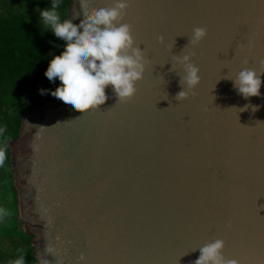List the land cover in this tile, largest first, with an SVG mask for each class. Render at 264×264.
Instances as JSON below:
<instances>
[{
  "label": "water",
  "instance_id": "water-1",
  "mask_svg": "<svg viewBox=\"0 0 264 264\" xmlns=\"http://www.w3.org/2000/svg\"><path fill=\"white\" fill-rule=\"evenodd\" d=\"M113 4L72 0L69 19ZM122 22L147 61L133 100L108 89L86 115L46 100L11 145L36 259L193 264L220 239L226 259L264 264V84L245 100L230 80L243 68L264 74V0H130ZM198 27L207 36L193 47ZM183 55L201 84L177 102Z\"/></svg>",
  "mask_w": 264,
  "mask_h": 264
},
{
  "label": "clouds",
  "instance_id": "clouds-1",
  "mask_svg": "<svg viewBox=\"0 0 264 264\" xmlns=\"http://www.w3.org/2000/svg\"><path fill=\"white\" fill-rule=\"evenodd\" d=\"M60 0H51V6L37 8L39 22L45 32L64 42L60 55L48 62L44 76L50 82H59L54 91L41 89L40 94H50L67 108L83 114L100 110L110 99V89L117 103L126 104L137 93L136 85L146 71L145 53L136 44L131 25L122 22L130 7V0H114L112 7L100 8L86 22L74 23L73 19H61L58 9ZM207 36L204 28H195L189 44L199 45ZM163 42V37L160 38ZM182 90L176 95L177 102L189 99V93L201 84L200 69L192 63L190 55L176 57ZM173 71H176L173 67ZM264 74L251 68L237 73L233 87L245 100L260 97ZM242 111L246 109H241ZM255 110V108L253 109ZM0 129V133H2ZM5 150L0 147V164ZM225 244L217 239L199 248V257L193 264H239L238 260L226 259ZM83 260V257H81ZM14 264H24L23 257Z\"/></svg>",
  "mask_w": 264,
  "mask_h": 264
},
{
  "label": "trees",
  "instance_id": "trees-1",
  "mask_svg": "<svg viewBox=\"0 0 264 264\" xmlns=\"http://www.w3.org/2000/svg\"><path fill=\"white\" fill-rule=\"evenodd\" d=\"M72 0H60L61 19H69ZM51 0H0V147L5 159L0 164V264H39L34 254V236L20 227L18 190L14 184L11 145L19 139L26 112L49 99L41 89L54 91L44 72L53 56L60 55L64 42L42 28L37 8Z\"/></svg>",
  "mask_w": 264,
  "mask_h": 264
},
{
  "label": "rangeland",
  "instance_id": "rangeland-1",
  "mask_svg": "<svg viewBox=\"0 0 264 264\" xmlns=\"http://www.w3.org/2000/svg\"><path fill=\"white\" fill-rule=\"evenodd\" d=\"M18 220H19V221H23V216L21 215V211H20V209H19V217H18ZM20 227H22L23 230H24L25 232L28 231V228L26 227L25 224H23V225L21 224Z\"/></svg>",
  "mask_w": 264,
  "mask_h": 264
}]
</instances>
